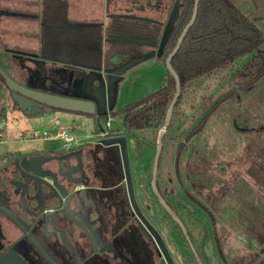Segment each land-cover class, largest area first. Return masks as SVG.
<instances>
[{
  "label": "flooded vegetation",
  "instance_id": "af4514ba",
  "mask_svg": "<svg viewBox=\"0 0 264 264\" xmlns=\"http://www.w3.org/2000/svg\"><path fill=\"white\" fill-rule=\"evenodd\" d=\"M44 1L50 2L55 8L50 12L47 21L42 22L46 25L44 41L81 40L80 34L88 31L81 25L92 24L93 26L87 29H90L94 37L100 41L108 40L103 43L104 53L108 55L118 51L123 53L124 58L156 49L146 45L159 43L175 2L109 0L108 4H129L132 9L130 12L109 14L111 21L104 30L102 22L68 21L63 11L67 0ZM126 14L146 17L151 22L125 20L122 17ZM125 38L147 43H119ZM35 52L36 50L28 53ZM165 52L166 48L163 55ZM13 59L17 69L19 64L24 63V60ZM21 71L23 77L25 71ZM17 80L25 84L20 76ZM12 106L17 109L15 104L12 103ZM122 129L124 133L121 136L127 144L131 196L126 193L127 179L121 171L116 147L102 148L94 143L97 138L83 142L76 148L70 144L62 153L49 150L46 153L17 152L3 156L4 164L0 171V206L8 214L0 210V264H161V249L158 247L155 251L150 238L142 230L141 219L160 241L172 264H213L211 261L214 253L223 264L225 263L219 251L220 244L215 226L204 206L199 205L194 195L189 192L183 196L179 194V187L183 184L177 178V151L175 150L172 159L168 160L169 152L163 147L165 140L162 139L154 173L157 141L156 147L150 146L153 141L148 136L149 133L132 130L129 132L124 126ZM134 138L136 140L133 141ZM139 140L148 146H135L134 143H139ZM39 154L59 156L64 170L67 159L70 169L66 175L72 184L67 183L66 177L61 179V182L68 194H77L81 206L80 214H87L93 221L91 229H87L78 221L74 224L65 217H61L54 226L47 220H31L23 214L16 194L27 178L18 167L17 160L22 156ZM53 163L55 164L45 163L44 170L51 169ZM24 198L29 199L25 193ZM201 215H205V218Z\"/></svg>",
  "mask_w": 264,
  "mask_h": 264
},
{
  "label": "rangeland",
  "instance_id": "374dc122",
  "mask_svg": "<svg viewBox=\"0 0 264 264\" xmlns=\"http://www.w3.org/2000/svg\"><path fill=\"white\" fill-rule=\"evenodd\" d=\"M230 2L256 24L264 37V0ZM131 9L129 5L125 11ZM11 55V52L8 55L0 53V69L15 78ZM250 57L251 53L244 54L234 60L226 72L215 73L189 85L182 92L179 106L174 107L163 138V147L169 152L168 160L177 151V178L183 184L179 187V194L183 196L189 192L199 205L204 206L215 226L224 264H264V77L245 90L240 89L238 81L232 80L235 71ZM164 80H168V73L162 57L135 66L119 85L113 110L157 92L163 88ZM233 92H236L234 98L221 103L202 125L204 115L213 103ZM172 98L155 101L149 111L133 122L132 131L149 133L153 141L150 146L156 147ZM0 112L8 120L7 143L0 152L55 150L64 142L32 140L35 131L54 133L74 127L76 137L93 141L95 134L123 127L122 119L112 117L110 113L100 119L56 111L26 116L13 108L1 80ZM107 122L110 124L108 128ZM198 128L199 131L193 133ZM19 132L25 133L23 140L18 137ZM134 145L148 146L142 140ZM201 217L205 218V215ZM211 262L223 264L215 253Z\"/></svg>",
  "mask_w": 264,
  "mask_h": 264
},
{
  "label": "water",
  "instance_id": "95a60500",
  "mask_svg": "<svg viewBox=\"0 0 264 264\" xmlns=\"http://www.w3.org/2000/svg\"><path fill=\"white\" fill-rule=\"evenodd\" d=\"M200 0H194L191 18L182 30L175 47L165 58L167 71L173 76L175 81L174 96L166 110L164 122L159 130L157 138V155L155 160V170L157 169L158 157L161 152L162 139L166 135L167 128L171 122L174 107L181 95L180 80L171 65V60L180 49V46L194 24ZM180 0H175L172 9L165 23L161 38L158 44H147L143 40L125 38L119 43L128 45H146L155 47L147 53L135 54L131 57H123V53L115 52L106 55L103 50V43L87 29L92 24H83L86 30L80 34L81 40H52L44 41L35 53L11 52L17 59L24 60L19 64L18 71L20 77L24 79L22 84L0 69V80L5 91L10 93V99L16 105L17 110L26 116H36L41 112L51 113L53 111H66L78 113L97 119L112 116L114 104L117 97L118 87L123 81L125 74L135 66L152 58L163 56L165 45L169 39L170 31L175 23ZM122 18L125 20H135L151 22L146 17L126 14ZM93 26V25H92ZM103 38V36H102ZM125 55V54H124ZM25 71L22 77V71ZM110 126V125H109ZM105 132V131H104ZM103 132V133H104ZM124 130L107 131L95 134V144L102 148L115 146L118 151L119 164L123 175L126 177V193L132 195L130 182V168L127 157V144L123 135ZM94 138V139H95ZM67 146L61 145L55 149L57 153ZM59 156L32 155L22 156L17 160V165L25 174L26 180L20 190L17 191V202L21 206L23 214L31 220H47L52 225H56L61 217H65L74 224L80 222L87 229H91L93 221L90 217L80 214L81 206L76 193L68 194L61 179L67 178L69 173V162L65 159V170L62 167ZM55 162L51 169L44 170L45 163ZM76 171H73L75 173ZM67 183L68 178L65 179ZM24 193L29 199L24 198ZM0 210L8 214L0 206ZM68 216V217H66ZM16 223H20L14 219ZM143 232L150 238L153 248L161 249V264H172L169 256L161 247L160 241L151 232L148 225L141 219ZM160 254V253H159Z\"/></svg>",
  "mask_w": 264,
  "mask_h": 264
},
{
  "label": "trees",
  "instance_id": "16d2710c",
  "mask_svg": "<svg viewBox=\"0 0 264 264\" xmlns=\"http://www.w3.org/2000/svg\"><path fill=\"white\" fill-rule=\"evenodd\" d=\"M193 4L194 0H180L176 23L165 46L166 52L162 56L164 62L188 24ZM247 53H251V57L232 75V80L238 81L242 90L264 77L263 34L230 0H200L196 20L171 60L181 85V95L175 106H179L182 92L189 85L210 78L215 73L226 72L234 60ZM167 73L168 80H164L163 88L113 112L112 117L123 115L125 128L131 130L134 120L149 111L155 101L164 97L171 99L175 92V81L168 71ZM235 94L236 92H233L215 101L205 113L202 125L221 103L228 98H234ZM203 109H206V106ZM196 131H199V128L193 133Z\"/></svg>",
  "mask_w": 264,
  "mask_h": 264
},
{
  "label": "crops",
  "instance_id": "0c3cea01",
  "mask_svg": "<svg viewBox=\"0 0 264 264\" xmlns=\"http://www.w3.org/2000/svg\"><path fill=\"white\" fill-rule=\"evenodd\" d=\"M128 6L129 4L122 6L121 3L116 2L108 4L107 0H67L63 11L68 21L80 23L102 22L103 28L106 30L107 24L111 21L108 15L123 13ZM54 9L50 2L44 0H0V53L8 55L9 52L7 51L18 53L37 51L44 42L46 34V25L44 26L42 22L47 21V17ZM6 10L8 12H5ZM10 57L12 60L11 70L16 75L15 79H17L20 76V71L16 68L13 54ZM56 112L65 115L72 113L60 110ZM119 117L122 119L124 126V116L119 115ZM74 130V127H71L66 132L74 138L71 147L76 148L86 140L82 137H76ZM20 133L25 134L24 132ZM5 145H1L0 148ZM49 150L51 149L41 150L38 153H46ZM9 153L7 151L0 152V171L4 164L2 158ZM28 153H33V151Z\"/></svg>",
  "mask_w": 264,
  "mask_h": 264
},
{
  "label": "built area",
  "instance_id": "2783aa9c",
  "mask_svg": "<svg viewBox=\"0 0 264 264\" xmlns=\"http://www.w3.org/2000/svg\"><path fill=\"white\" fill-rule=\"evenodd\" d=\"M109 122H107V128L109 127ZM8 133V120L7 117L4 115V113L0 112V146L7 143L6 135ZM107 131L102 133V135H105ZM18 137L20 139H24L23 133H18ZM32 140H44V139H50V140H64L62 145L64 146H70V144L74 141V138L70 136L66 131H58L54 133H47L46 131L39 132L35 131L32 135Z\"/></svg>",
  "mask_w": 264,
  "mask_h": 264
}]
</instances>
